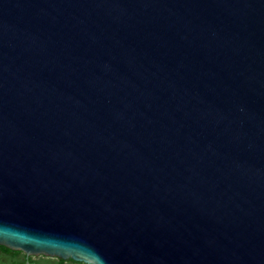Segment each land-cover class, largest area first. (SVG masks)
I'll use <instances>...</instances> for the list:
<instances>
[{
  "label": "water",
  "instance_id": "1",
  "mask_svg": "<svg viewBox=\"0 0 264 264\" xmlns=\"http://www.w3.org/2000/svg\"><path fill=\"white\" fill-rule=\"evenodd\" d=\"M0 244L264 264V0H0Z\"/></svg>",
  "mask_w": 264,
  "mask_h": 264
},
{
  "label": "flooded vegetation",
  "instance_id": "2",
  "mask_svg": "<svg viewBox=\"0 0 264 264\" xmlns=\"http://www.w3.org/2000/svg\"><path fill=\"white\" fill-rule=\"evenodd\" d=\"M0 264H74V259L60 260L56 256L28 253L0 244Z\"/></svg>",
  "mask_w": 264,
  "mask_h": 264
},
{
  "label": "trees",
  "instance_id": "3",
  "mask_svg": "<svg viewBox=\"0 0 264 264\" xmlns=\"http://www.w3.org/2000/svg\"><path fill=\"white\" fill-rule=\"evenodd\" d=\"M56 257H58V256H56ZM58 258L60 260H63V258H60V257H58ZM70 259H72V258H70ZM81 263H84V262L74 260V264H81Z\"/></svg>",
  "mask_w": 264,
  "mask_h": 264
},
{
  "label": "built area",
  "instance_id": "4",
  "mask_svg": "<svg viewBox=\"0 0 264 264\" xmlns=\"http://www.w3.org/2000/svg\"><path fill=\"white\" fill-rule=\"evenodd\" d=\"M81 264H87V263L84 262V263H81Z\"/></svg>",
  "mask_w": 264,
  "mask_h": 264
}]
</instances>
